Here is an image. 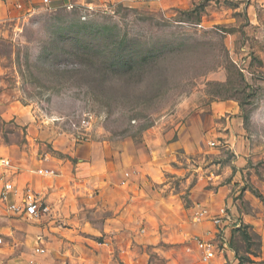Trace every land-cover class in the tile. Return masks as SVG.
Instances as JSON below:
<instances>
[{
    "label": "rangeland",
    "instance_id": "1",
    "mask_svg": "<svg viewBox=\"0 0 264 264\" xmlns=\"http://www.w3.org/2000/svg\"><path fill=\"white\" fill-rule=\"evenodd\" d=\"M19 1L0 0V155L18 173L101 161L165 204L143 230L134 197L125 256L96 251L113 210L85 201L75 230L14 222L0 264H264V0ZM222 206L204 263L194 238L213 224L193 215Z\"/></svg>",
    "mask_w": 264,
    "mask_h": 264
},
{
    "label": "crops",
    "instance_id": "2",
    "mask_svg": "<svg viewBox=\"0 0 264 264\" xmlns=\"http://www.w3.org/2000/svg\"><path fill=\"white\" fill-rule=\"evenodd\" d=\"M22 1L30 3L32 0H20L19 2H16V5H22ZM7 3L9 4V2ZM232 110L235 111L234 105L232 106ZM0 114H5L1 106ZM236 121L237 118L232 117L227 123L229 131L225 133L223 132L229 142L233 137H236L235 132L238 131V128L234 129L232 125V123H236ZM238 136H240V134H238ZM70 153L78 155L79 150L73 149ZM2 155L10 157L9 154ZM100 163L101 161H97L96 163L95 160L89 162L84 159L75 162H72L71 160H62L58 165L56 164L58 174L53 177L36 175L33 172L34 166L26 168L25 170L20 168V173H18L17 167L14 164L16 167V173L12 175L13 179L19 184H24L28 181L36 190L45 194L46 198L48 200L50 199L53 204L54 215L51 218H44L38 221L23 220L21 218L10 217L7 210L0 205V233L6 235L10 231L14 222L22 221H28L32 225L37 226L39 231H44L45 236H53L54 231H62L60 233H63V231L66 230H75L74 228L80 223V213L83 210V203L86 201L87 205L94 206L99 211L104 208L113 210V213L110 216L101 221V227L96 229V232L98 233L97 235L99 236V239L93 241V246L96 251L98 253L106 252L110 258L113 249L117 248L119 251H122V255L125 256L124 252L126 251V245H130L131 241L127 239V236L131 233L129 230L131 222L130 212L134 197L137 199L139 198L138 195H140V198L147 201V205L143 202L142 206L144 208H141V217L145 224H142L143 230L149 228L148 224L151 223L150 217L153 214L157 215L161 212L158 207H161L160 204H165V202H162L158 196L150 193V184L152 185V180L150 181L148 179L149 177L145 178L146 182H143L144 180L142 178H135V182H142V184L139 189H134L133 186L135 184H133L131 179L124 180V176L121 172L118 179L117 176L114 175L115 172H111L110 169H100ZM46 164L53 166L51 163ZM22 171L27 172L26 176L23 175L25 178L23 176L21 177ZM22 178L24 179L22 180ZM122 179L124 181L120 182ZM163 198L166 200L170 199ZM150 202H153L156 206L154 213L151 209ZM126 218L128 219L126 220ZM226 223L228 222L224 221L223 225ZM62 224H65V226ZM126 233L128 234L126 235ZM41 235L43 236V233H41ZM41 241L44 245V239ZM46 247L47 246H45V249Z\"/></svg>",
    "mask_w": 264,
    "mask_h": 264
},
{
    "label": "built area",
    "instance_id": "3",
    "mask_svg": "<svg viewBox=\"0 0 264 264\" xmlns=\"http://www.w3.org/2000/svg\"><path fill=\"white\" fill-rule=\"evenodd\" d=\"M45 4H50L51 0H42ZM87 118H82V123H87ZM85 131L88 126L83 125ZM76 141L83 143L87 140L86 133L81 132L79 136L75 137ZM214 144V142H212ZM33 172L38 176L53 177L58 174L56 168L53 166L41 163L33 168ZM16 173V167L9 156L0 155V205L4 207L10 214V217L21 218L23 220H42L44 218H51L54 215V207L51 200L47 199L45 194L36 190L28 181L24 184L16 182L12 175ZM128 175V172H125ZM223 206L219 212L210 214L208 209L195 212L193 215L194 221L210 220L213 224V229H208L209 238L195 236V245L198 251L199 259L204 263H209L216 259L219 252L217 242L211 237L213 230L222 228L220 223L222 216L226 215ZM40 238V237H38ZM7 243L5 235L0 233V247ZM225 245V244H224ZM45 247L42 241L37 243L32 251L34 254L41 255L45 252ZM222 264V262L220 263Z\"/></svg>",
    "mask_w": 264,
    "mask_h": 264
}]
</instances>
